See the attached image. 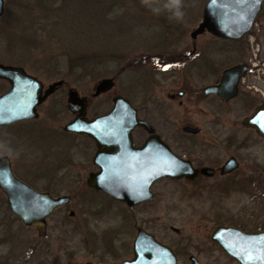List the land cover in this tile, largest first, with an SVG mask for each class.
Returning a JSON list of instances; mask_svg holds the SVG:
<instances>
[{
  "label": "rangeland",
  "instance_id": "obj_1",
  "mask_svg": "<svg viewBox=\"0 0 264 264\" xmlns=\"http://www.w3.org/2000/svg\"><path fill=\"white\" fill-rule=\"evenodd\" d=\"M206 2L207 0H181L179 10L182 16L178 19L174 15L175 8L171 5V0H148L147 4L143 0H121L122 4L113 8L112 15L117 17V20L113 22V17H108L110 26L128 29L124 30V36H118L114 40H118L115 42L117 46H125L122 42L126 41L128 45L125 47L133 50L125 53L126 48H123L117 49V52L125 54V59L129 61L134 58L137 60L129 62L125 71L117 76L115 86L98 97H92L95 84L103 77L115 76L117 72L114 71L119 67L118 64L110 63L106 67L104 63L100 64L105 70L94 79H80L76 74L65 78L63 75H54L41 66L44 57L56 55L62 51L61 47L68 44L77 45L68 39L64 40V36L56 40L54 35L69 34L76 40H87L78 28V15L81 13L77 8L71 11L73 20L68 19V22L64 23L66 29L75 27L74 37L70 30L68 33L62 30L60 25L54 28L48 24L53 33L50 39V30H40L39 21L43 13L41 8L28 2L27 14L24 15L26 17H22L19 3L13 0L11 5H8L6 0L5 12L0 18V63L22 66L30 74L40 77L46 86L57 79H66L82 96H88L87 115L92 118L107 112L112 107L116 94L127 95L137 103L136 85L141 68L136 64L142 55H148L155 50H190L189 44L193 42L190 33L201 22ZM111 7V2L107 5L99 4L94 12L101 21L94 18V12L85 11V22L92 26L94 23L100 24L95 31L103 32L104 28L109 27L107 21L103 20L104 14L106 10H111ZM20 17L22 19H19ZM259 18L260 32L257 41L261 46V57L264 58V11ZM22 33V39L29 35L36 42L33 48L31 43L28 44L32 49L30 52L20 45L19 36ZM11 36V39L16 40L13 55L8 47ZM104 36H95L100 39L98 41L101 45H94L84 53L96 55L99 51L105 54L106 51L112 50ZM88 40L95 41L93 37ZM244 40L245 50L238 49L233 43L216 39L210 33H204L198 38L200 44L210 43L213 47L211 50H216L214 47L219 45L225 49L233 48L228 52L225 50L224 55L228 54L234 60L242 59L248 63L253 57L252 47L247 39ZM174 41L176 48H168L167 46L172 45L169 43ZM37 42L40 46H37ZM20 49L25 50L27 54L23 50L19 52ZM80 51L84 50L78 48L77 53H81ZM22 61L27 66L19 64ZM35 61H38V65ZM9 88V81L0 78V95ZM67 92V85H64L63 89L53 94L43 106L40 105V115L37 119L0 127V156L7 153L11 157L13 167L20 177L33 182L41 190L46 186L55 190L56 196L68 194L72 197L69 204L60 207L48 218L49 237L44 238L38 229L25 226L11 214L0 191V214H7L5 211L11 214L8 215L9 222H13L15 232L11 244L0 246L1 264H121L124 259L133 257V243L138 227L146 229L170 245L175 244L179 238L185 239L189 244L186 249L196 254L202 264H240L214 242L211 235L219 224L232 225L241 220H258L264 217V138L241 128L238 132V139L242 141L241 147L233 149L227 146L220 154L225 160L235 153L241 166L234 178L243 179L254 175L255 182H238L235 187L227 188L228 192L222 194L218 186L213 188L209 185L220 184L224 178L200 180L198 188V183L164 178L154 184L153 199L130 207L121 201L111 200L103 193H95L88 187L89 173L95 170L89 137L84 134L65 133V124L72 120L75 114L67 107L58 108V105H61L58 102H64L66 105ZM248 110L243 103H239L237 110L231 112L230 121L226 123L227 128L232 131L231 122L241 120ZM258 179H261V186ZM202 185L206 188L201 187ZM174 227L178 228L179 232L174 231ZM28 245L36 246L37 251H40H34L31 255ZM11 252L15 257L18 256L19 260L2 258ZM187 258L184 255L181 261L184 262Z\"/></svg>",
  "mask_w": 264,
  "mask_h": 264
},
{
  "label": "water",
  "instance_id": "obj_2",
  "mask_svg": "<svg viewBox=\"0 0 264 264\" xmlns=\"http://www.w3.org/2000/svg\"><path fill=\"white\" fill-rule=\"evenodd\" d=\"M5 1L0 0V18L5 12ZM263 3L264 0H208L202 20L191 36L196 38L210 32L222 39L241 40L253 28ZM246 70L244 64L226 69L221 84L208 90L226 98L235 96L239 78ZM0 78L10 83V88L0 95V126L39 117L38 106L64 83L62 79L57 80L44 91V83L38 77L22 66L5 63H0ZM114 86V77H104L96 83L93 96H99ZM113 101L109 112L88 118V98L82 97L75 88H71L68 94V107L76 116L64 129L86 134L94 138L99 146L94 162L100 170L89 174V187L103 190L115 199L134 206L153 197L151 185L159 178L187 176L193 179L198 175L199 171L190 162L173 154L155 135L148 139L144 147H135L132 139L134 127L144 125L150 132L153 128L138 119L136 108L127 98L116 95ZM243 123L264 137V101ZM238 166V160L232 157L223 171L231 172ZM202 172L206 174L207 169L203 168ZM0 189L6 195L12 212L26 226H36L45 231L44 235L48 218L59 207L71 202L70 195L56 196L24 181L15 173L11 158L6 154L0 156ZM173 229L179 231L176 227ZM211 238L240 264H264V229L243 231L235 226L219 224ZM133 251L134 257L122 264H178V255L174 250L142 227L138 228Z\"/></svg>",
  "mask_w": 264,
  "mask_h": 264
},
{
  "label": "flooded vegetation",
  "instance_id": "obj_3",
  "mask_svg": "<svg viewBox=\"0 0 264 264\" xmlns=\"http://www.w3.org/2000/svg\"><path fill=\"white\" fill-rule=\"evenodd\" d=\"M263 11L264 5L258 17L263 13ZM258 17L257 21L260 20V18L258 19ZM199 36L196 38H192L191 36L193 42L189 44L190 50L188 51L185 49L180 51L155 50V52L148 55H142L141 59H139L136 64L140 65L141 68V71L139 72L137 78L138 83L136 85L137 103H135L133 98H130L127 95H120L130 100L131 104L137 110L138 119L147 122L153 128V132H150L144 125H137L134 127L132 131V139L133 145L135 147H144L148 139L152 135H155L158 137L159 142L162 141V143L165 144L173 154H175L182 160L190 162L192 167L199 171L198 175L193 179L187 176L183 178H171L168 176H164L154 181L151 185V188H153L156 182L164 178L175 181H186L192 184L198 183L196 187L198 188L201 184L200 180L220 177L224 178L223 182H220V184L217 185L210 184L209 187L215 188L216 186H218L220 192L222 194H225L226 192H228L227 188L235 187V184H237L238 182L249 184L256 181L254 175L248 176L243 179H235L234 177H236L241 166L239 157L235 153H233L224 160L223 157L220 156V154L222 151H224L225 147L227 148V146L233 149L241 147L242 141L238 139V132L241 131V128L249 130L252 134L254 132L255 135L257 134L261 138H264L263 136L258 134L254 128L248 127L243 123L244 119L252 112H254V110L264 101V99L260 98L259 94L255 90L246 88V85L242 82V75L251 71L250 66H252V64H250L249 62L247 63V61L242 59L234 60L228 54L224 55L226 51L228 52L233 48L225 49V47L219 45L217 46V48L214 47L216 50H211L213 47L210 45V43L200 44L198 42ZM214 37L227 43H233L238 46V49L242 48L245 50L244 39H246V37L239 41L222 39L216 36ZM171 43L172 45L167 47L170 49L176 48V41L170 42L169 44ZM232 53L237 54L238 52ZM238 64L246 65L247 70L239 78L238 90L235 96L226 98L219 93L208 90L211 86H217L221 84L226 69ZM249 83H251V81H249ZM50 84L51 83L46 86V84L44 83V91L49 87ZM64 85H67V95L69 94L70 89L74 88L67 82L66 79H64V83L55 92H53L41 106H43L44 103L53 94L63 89ZM59 103L61 105H58V108H63L64 106V108L67 107V109L69 110L67 102L66 105H64V102H58V104ZM239 103H243L244 107L249 110L244 114L241 120H234L231 122L232 131H230L227 128L226 123L230 121L229 119L231 118V112L237 110V105ZM58 111H60V109H58ZM75 116L76 114L73 116V118ZM29 120L34 119H28L25 121ZM22 122L24 121H20L17 123ZM226 129H228L227 133ZM66 132L67 131H65V133ZM88 137L90 143V153H93L92 164L95 168L94 171L90 172L92 173L100 170L99 166L94 162L96 153L99 150V146L94 138L90 136ZM4 154L8 155L7 153ZM149 157L152 156L149 155ZM232 157H235L238 160V168L231 172H224V165ZM203 168L207 169L206 174L202 172ZM25 181L31 184L28 180ZM31 185L34 186L35 184ZM36 186L37 185H35V187ZM201 187L205 186L202 185ZM89 188L95 193H103L104 195H107L111 200L115 199L113 196L109 195L103 190H97L91 187ZM0 191L2 190L0 189ZM2 196L11 214H13L16 219H19L23 223V221L12 212L7 197L3 192ZM154 197L155 192L153 191V197L151 199H153ZM121 202L130 206L125 201ZM143 202H140L137 205L142 204ZM5 212L7 214L3 213V216H1L0 214V235L3 236L0 237V246L2 244H11V241L15 236L13 222H9L10 218L8 215L11 214L8 211ZM32 227L38 229V227L36 226ZM47 229L48 225L46 228V235H44L45 231H40V229H38L40 231V235H43L44 238L49 237ZM28 247L31 249V255L34 251H37L36 246L28 245ZM170 247L178 255V264H202L196 254H192L189 250L186 249L189 247V244L185 241V239L179 238L178 240H176V243L170 245ZM39 251L40 250H38L36 253H38ZM31 255L30 257H32ZM184 255H186L188 258L185 259L184 262H182L181 259ZM17 257H15V255L11 252L7 256H3L2 258H6L8 260L12 259V261H14L16 259L19 260V258ZM192 257H195L197 261Z\"/></svg>",
  "mask_w": 264,
  "mask_h": 264
},
{
  "label": "trees",
  "instance_id": "obj_4",
  "mask_svg": "<svg viewBox=\"0 0 264 264\" xmlns=\"http://www.w3.org/2000/svg\"><path fill=\"white\" fill-rule=\"evenodd\" d=\"M11 2H13V0H8V5H11ZM28 2L29 4L30 2H32L34 7L42 9L43 13L39 21L40 30H45V31L50 30V34H48L50 39H52L51 36L52 30L48 24H51L52 27L54 28H57L60 25V28L62 30L64 31L70 30L71 34H73L74 37L75 27H72V29L70 28L66 29L64 28L65 27L64 23H67L68 19L70 21L73 20V15L71 14V11L73 9L77 8V10L79 9L81 13L80 15H78L80 20V21L78 20L79 21L78 28L80 31L83 32V35L87 37V40L86 41L84 40L80 41L79 39L76 40L75 37L71 38L72 35L69 34L68 35L59 34L58 36L54 35L56 37V40H58L61 36H64V40L68 39L70 42H73L74 44L77 45L72 46L71 44H68L67 46H63L60 48L62 50L61 52H58L56 55L52 54L49 58L44 57L41 60L42 62L41 66L46 67L47 68L46 70L54 73V75H63L65 78H69L71 75L76 74V77L80 79L85 77H91L94 79L99 77L101 74H103L102 71H104L105 69L100 65L103 63L105 64L104 67H106V65L107 64L109 65L110 63L118 64L119 67H117L116 68L117 70L114 71L118 73L120 71V68L122 67L121 66V63L123 62L122 60L125 59V54L122 55V53H118L117 51L122 50L123 48H126V50L124 51L125 53L131 52L133 50V48L129 49L128 47H125L128 45V43L124 40L122 43H124L125 46L123 45L117 46L115 42L118 40H114V39L115 38L117 39L118 36H124L125 33L124 30L128 31V29L119 26L117 27L110 26L111 22H109V18H108L109 16L113 17L112 15L113 8L117 5L122 4L121 0H109V2L107 0H16V3L17 4L19 3L20 5L19 10H20V16L22 17H26L24 15L27 14L26 9L29 7ZM110 2L112 6L111 10L105 11L106 12L104 14L105 19H103L107 21V26L109 27L105 26L107 29L104 28L103 32L98 33L95 31V29L96 27H100L99 26L100 24L95 25L94 23V26H92L91 24L85 22V20L87 19V15L85 14V11L89 10L90 13L94 12L99 6V4L106 3L107 5ZM22 17H20L19 19H22ZM94 18L99 19L98 16L95 14V12H94ZM112 20L113 22H115L117 20V17H113ZM94 21L97 22V20ZM70 31H68V33ZM23 33L21 36H19L21 38L20 45L23 47V49L28 50V52H30L32 49L28 47V44L31 43V48H33L35 47L33 46V44L36 42H34V40H32L29 35H25L24 38L22 39ZM95 36H104V39L107 40V44L110 43L111 46L110 48H112L113 51L112 50L106 51L105 54L100 53L99 51V53H97L96 55H90L88 53H84L86 50L90 49L94 45H98V47L101 45V42L98 41L100 39L96 38ZM12 37L13 36H11L10 39L8 38L10 40L8 47L13 55L14 54L13 48L15 47L16 40L11 39ZM90 37H93L95 41H89L88 39ZM37 46H40L39 42H37ZM78 48L80 49L82 48L84 51L82 52L80 51L81 53H77ZM22 50L20 49L19 52ZM25 50H23V52L27 54ZM19 60H23V59L19 58ZM127 60L128 59L124 60L123 65H129V62L132 63L137 59L134 58V60L131 61L129 60L127 61ZM35 63L36 65H38V61H35ZM19 64H24V63L22 61V63ZM24 65L27 66L26 64ZM257 181L259 182V186H261L262 185L261 179H258ZM30 183L34 185L33 182ZM43 190H50L52 191V193H57L55 190H52L47 186L43 188ZM232 225L239 226L241 229L244 230H255L259 228L264 229V217L258 220L257 219L241 220L239 221V223H232Z\"/></svg>",
  "mask_w": 264,
  "mask_h": 264
},
{
  "label": "clouds",
  "instance_id": "obj_5",
  "mask_svg": "<svg viewBox=\"0 0 264 264\" xmlns=\"http://www.w3.org/2000/svg\"><path fill=\"white\" fill-rule=\"evenodd\" d=\"M145 4L148 3V0H143ZM171 5L175 8L174 15L176 18H180L182 16V13L180 12V5H181V0H171Z\"/></svg>",
  "mask_w": 264,
  "mask_h": 264
},
{
  "label": "built area",
  "instance_id": "obj_6",
  "mask_svg": "<svg viewBox=\"0 0 264 264\" xmlns=\"http://www.w3.org/2000/svg\"><path fill=\"white\" fill-rule=\"evenodd\" d=\"M258 50H259V47L256 48V52H257ZM255 55L257 56V53H256ZM263 72H264V69L259 68V69H257V71L255 72V75H256L257 77H259Z\"/></svg>",
  "mask_w": 264,
  "mask_h": 264
}]
</instances>
